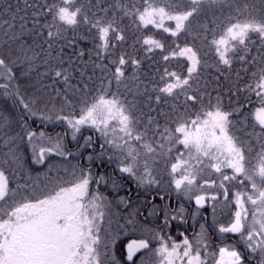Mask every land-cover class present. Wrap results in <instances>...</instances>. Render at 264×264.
<instances>
[{
	"label": "snow or ice",
	"instance_id": "obj_1",
	"mask_svg": "<svg viewBox=\"0 0 264 264\" xmlns=\"http://www.w3.org/2000/svg\"><path fill=\"white\" fill-rule=\"evenodd\" d=\"M23 3V10L17 6L14 11L9 4L4 12L11 19L0 23L4 37L0 43V79L5 81L0 89L22 109L18 120L0 109V132L3 148L7 149L0 161V264H122L114 251L119 233L111 230L110 216L106 220L109 202L94 187L109 179L118 187L115 179H106L80 165L74 166L70 180L49 176L48 183L41 186L31 176H20L16 171L24 167L18 141L25 139L34 163L44 164L46 157L52 155L64 158L73 155L64 143L67 132L52 135L31 130L28 120L33 117L42 122L66 124L72 130L73 141L82 129H94L104 141L99 146L102 150L99 156L105 154L107 145L113 150L109 159L115 157L120 162L119 172L135 178L138 185L159 184L154 166L164 159L170 185L176 193L194 200L197 213L211 202L218 233L222 237L235 234L249 253L245 257L232 244L210 251L203 224L194 239L181 233L182 241L176 242L171 236L162 235L163 228L170 226L165 209L163 227L152 235V240L159 241L158 247L152 248L149 239L131 240L123 255L129 264H135L133 258L142 250L147 256L140 258V264H209V258L214 264H246L253 254L258 257L256 264H264V0L236 4L235 15H228L219 23L213 20L211 28L207 23L200 25L203 39L219 64L231 69L234 61H239L242 71L249 73L244 87L237 83L232 92V96L249 93L247 103L238 101L235 107L226 109L219 94L213 102L207 91H201L198 74L206 64L202 63L199 49L188 43L181 46L175 40L166 46L163 42L166 37L157 39L144 34L134 36V41L145 46L147 53L159 50L165 62L183 59L187 63L181 72L164 69L160 85L152 88L155 96H147L148 113L139 114L135 99L139 89L132 100L119 92L125 67L131 63L139 68L141 64L139 59L119 50L126 42L125 28L120 26L124 18L131 20L137 33L156 29L168 37L179 38L181 34L190 35L197 18L205 16L213 6L231 8L227 0H141L139 4L113 0L107 6L102 0L87 3L23 0ZM28 9H32L31 21ZM110 9L115 10L111 16ZM21 11L24 14L19 15L17 27L15 21ZM117 12L121 13L119 17ZM81 26H87L88 32L95 29V57L107 60V63L92 60L94 68L103 74L98 87L90 88L92 76L87 81L74 82L71 57L65 66V49L75 43V35L69 39L66 34L69 30L78 32ZM61 41L65 43L60 44ZM257 43L259 54L252 56L250 46ZM76 55L82 58L85 52L78 50ZM37 60L45 66L40 75L63 87L54 88L47 99L40 89L27 96L22 94L18 83L10 90L17 71L23 70L24 75L30 76ZM79 75L84 77L85 73L81 71ZM236 76L238 81L243 79L240 72ZM113 83L117 91H111ZM41 88L47 93V86ZM148 91L147 87L143 89L144 94ZM253 96L258 103L252 104ZM169 98L173 101L169 113L161 110L156 117L150 114L156 110L150 106L152 102L167 105ZM250 105L249 115L240 122L249 123L251 128L244 132L245 139L236 135L238 121L234 117L243 115L242 109ZM158 116L164 117L163 126ZM13 123L20 131L13 129ZM84 141L88 147L94 143L91 136ZM87 159L92 161L93 156ZM11 165H16V169L9 172ZM14 175L23 183L14 181ZM120 202L124 203L125 198L121 197ZM217 205L228 221L226 224L215 219ZM175 213L172 220L183 219L185 209L181 206ZM106 223L108 227L104 226Z\"/></svg>",
	"mask_w": 264,
	"mask_h": 264
},
{
	"label": "trees",
	"instance_id": "obj_2",
	"mask_svg": "<svg viewBox=\"0 0 264 264\" xmlns=\"http://www.w3.org/2000/svg\"><path fill=\"white\" fill-rule=\"evenodd\" d=\"M29 2H33V0H29ZM37 2H42V0H37ZM83 2L87 3L88 0H83ZM95 2V0H93ZM103 4L107 6L108 4L113 3V0H102ZM124 2H127V0H124ZM131 2L139 4L141 0H131ZM229 4L232 5L231 8H222L218 6H213L211 10L207 12L205 16L197 18L198 22H194L193 29L191 31L190 35H184L181 34L179 38H172L168 37L167 34L162 33V31H158L156 29L144 30L142 29L141 32L137 33L135 31V26L131 23V20L129 18H124V20L121 23V28H125V34H126V42L121 45L120 51L121 52H127L131 54V56L135 59H139L141 61L140 67L136 68L131 63H129L125 67V79L124 83L119 86V92L122 97H126L128 100H132L133 93H136L139 89V94L135 96V99L138 101V114L140 111H143L145 113H148V107H149V101L147 100V96H155L156 93L152 91V88L154 85H160V76L163 75L164 69L167 68L169 71H178L181 72L185 65L186 61L183 59L181 60H170L168 62H165L162 60L161 53L159 50H155L154 52L147 53L145 50V46H142L141 44H136L134 41V36H141L144 34H151L154 35L155 38L161 39L162 37H166L163 42L166 43V46L170 44L173 40H175L177 43H180L181 46H183L184 43H188L189 45H193L197 49L200 50V54L202 57V63L206 64V66L201 67L199 71V79H198V85L201 89V91H207V93L210 94V97L213 99V102H215V97L219 94L223 100L224 107L226 109H231L232 107L236 106V103L239 101L241 103H247V97L250 95L249 93H239L237 96H232V92H235V87L233 85L239 84L240 87H244V83L249 80V73H245L242 71V65L239 61H234L232 68L227 69L226 66L219 64L217 57L215 56L214 52L209 49L207 41L203 39L204 30L200 27L201 24L207 23L209 28H211L212 21L215 20L216 23H219L220 21L225 20V18L228 15H235L234 8L236 4H243L245 2H254V0H227ZM12 5L13 11L16 9L17 6L24 9V3L23 0H0V23H2L3 20H10V14L5 13L4 9L8 5ZM93 11H97V9H93ZM115 11L114 9H110L108 15L111 16L112 12ZM32 12V9H28V20L31 21L32 17L30 13ZM23 11H21L18 16L17 20L15 21L17 27L20 24L19 15H23ZM98 15H102L101 13L97 12ZM116 15L119 17L121 13L117 12ZM31 27V24L28 25ZM5 27H7L5 25ZM219 31V29H217ZM69 39L75 35V43L73 44L72 48H66L65 52L67 53L66 56V63L65 66H67V59L68 57L72 58L73 63V71L75 76V81L78 82L80 80L87 81L88 76H92V81L89 82L90 88L95 86H99V78L103 75L100 71V69L94 68V65L92 63V60H97L94 53V40L93 36L95 35V29L92 30V32L87 31V26H81V28L78 30V32L73 33L71 30L66 34ZM86 37V38H85ZM255 38V37H254ZM4 37H3V29L0 28V43H2ZM209 39H211V35L209 34ZM65 43L64 41H61L60 44ZM60 45H57V48H59ZM46 47V45H45ZM252 48L251 55L257 56L259 53L257 49L259 48V43L256 45H251ZM78 50H84L85 55L84 57H78L76 55V52ZM91 55V60L89 59ZM100 63H107V60L99 61ZM243 67H250L248 65H245ZM34 71L31 73L30 76H26L23 74V70L17 71V79L12 81L10 83V90L14 89L16 84L18 83L20 86V91L24 95H30L35 92L36 89H40L41 92L44 94V98L47 99L48 95L53 92L54 88L63 87L62 84H53L51 78H45L40 75V73H43L45 71V66L43 65L41 60H37L34 65ZM219 69V71L217 70ZM83 71L85 73L84 77H81L79 73ZM240 72L241 76L243 77L242 80L238 81L236 73ZM95 73V75H93ZM222 73V74H221ZM218 77V79H217ZM39 81V82H38ZM5 83L3 79H0V84ZM41 85L47 86V93H44L43 88H41ZM124 85H127V88H125ZM194 87L197 85L194 84ZM206 86V87H205ZM147 87L148 93L144 94L143 89ZM231 90V91H229ZM95 89L93 88V94ZM111 91H117V87L115 83H113ZM3 90L0 89V109H4L7 113H9L13 120H18L22 115V109L18 106H16L13 103V100L11 98H7L2 94ZM209 97H206L208 99ZM183 98H181L182 100ZM172 99L169 98V104H163L161 103L159 106H157L154 102L150 104V106L155 111L151 112L150 114L154 117L157 116V113L163 110L165 113H169L170 108L169 105L172 103ZM258 103L255 99V97H252V104ZM251 105L248 108L242 109L243 115H237L234 117L236 121H238L236 125V135L240 136L242 138L247 139V137H244L245 131H251V128L249 126V123H240L244 121V118L249 115ZM77 111L79 110V106H77ZM26 118V117H25ZM163 126L164 124V117L158 116L157 117ZM28 126L31 128V130L34 131H44L46 133L55 135L56 133H68V130L66 129L65 125L62 123H50V122H42L40 119L33 117L32 119L28 120ZM13 129L15 131H20L19 127L16 123H13L12 125ZM68 134L64 136V143L68 148H73L76 145H78L79 142H85L84 138L87 136H91L93 141L97 143V146L95 149H97L100 146V140L102 138L100 137V134L97 133L94 129H82L80 133H78L77 141L74 144H70L68 142L67 138ZM254 143V138L252 140ZM18 144L20 146V154L22 155L23 160V169H16V165H11L9 167V172H12L13 169H16V171L19 172L20 176H31L32 180L38 181L41 186L48 183V177L49 176H61L59 172L58 165L60 163H67L70 162V167L74 169V166H85L92 169V171L96 174L104 176L107 178H112L117 181L118 187H114L111 179L108 180V182H101L99 185H94L98 189L100 193H102L109 202V206H119V205H125V206H132L135 203L129 199H127V196L129 195V192H124L125 190L132 191L133 189H143L148 192L152 191L155 192L156 190H160L156 185H138V181L135 178L129 177L128 174L120 173L119 167L120 162L118 159L113 157L111 160L109 159L110 156H112L113 150L111 148H108L107 145H105V154L103 156H99L98 150L95 151L92 154L93 160L89 161L86 158L83 157L82 149L78 153H73V155L68 156L65 159H62L61 156L52 155L47 157L44 164H37L33 162V156L31 147L28 145L27 140L25 139L24 142H19ZM103 144V143H102ZM79 148H85V147H79ZM258 148V145H257ZM182 150V149H181ZM7 151V149L3 148V136L2 132H0V161H3L4 157L2 155L3 152ZM102 151V150H101ZM173 156L176 155L175 151L172 154ZM89 161V162H88ZM73 165V166H72ZM51 166V170H50ZM155 172L154 175L157 179H159L161 182L166 183L168 185V188L170 187V178L168 176L167 172V166L165 164L164 159H161L158 163V165L154 166ZM161 169L163 172L161 174H157V170ZM68 171V170H67ZM67 174V172H66ZM115 176L116 178H113ZM45 177V178H44ZM64 180H70L68 179L67 175L61 176ZM14 181L23 183V180H19L18 177L15 175L13 176ZM31 183V181H29ZM125 198V202L121 203L120 198ZM119 209H114L113 207H109L108 211H110V214H117V211ZM130 212V209H126V213L128 214ZM131 213V212H130ZM138 227H133L130 229L129 226H126V235L125 240L126 242L132 238H146L148 239V235L145 233L144 229H141L140 234L137 233ZM136 230V231H135ZM162 235H168L172 238L180 237L181 234L179 233V230L175 229H163ZM258 257H256L253 254V260L256 264V260Z\"/></svg>",
	"mask_w": 264,
	"mask_h": 264
},
{
	"label": "flooded vegetation",
	"instance_id": "obj_3",
	"mask_svg": "<svg viewBox=\"0 0 264 264\" xmlns=\"http://www.w3.org/2000/svg\"><path fill=\"white\" fill-rule=\"evenodd\" d=\"M93 142L94 143L92 147L86 146L85 142H79L75 147L67 148L73 153H78L81 151L80 149H82L81 152L83 154V157L86 158L89 156V154H92L97 150L98 152H101L100 147L95 149L97 143L95 141ZM82 145L85 148H79ZM113 178L116 177L113 176ZM124 192H129L127 199L133 201L135 204L132 206H109L113 207L114 209H119L116 215L110 214V211L106 210V220L109 216L111 219V230L119 233V240L114 251L116 252L117 258L121 259L122 264H129V262L123 259V255L126 254L125 245L131 240L146 239L138 237L132 238L126 242V226H129L130 229L133 227H138L137 231H135L139 234L141 232V229H144L145 233L148 235V239L151 240V247H158L159 241L152 240V235L156 232H160V229L163 227L165 209L169 214L170 226L163 229H178L180 234L183 233L184 235L188 236L189 239H194L196 233H199L201 231V225L203 224L204 229L206 230L209 237L208 243L210 251L218 250L219 246L232 244L235 245L239 251L244 253L245 257L249 255L248 251L245 248V245L238 239L235 234H224L222 237L221 234L218 233V231L216 230L217 225L213 222L212 219V206L207 204L205 208L200 209L199 213H197L195 202L185 200V197H183L182 195H178L173 186L170 185V187L166 190H156L155 192H148L143 189H133L132 191L125 190ZM161 196H163L164 199H161ZM181 206L185 209L183 219L178 217L176 220H172L171 216L175 215V210L180 208ZM219 208L220 206L217 205V214L215 217L217 221L220 219ZM126 209H130L131 213L129 212L127 214ZM129 220H132V223H129ZM218 222H223L225 224L227 223L226 219L223 221L220 219ZM104 226L108 227V224L106 223ZM149 229H151L152 231L149 232ZM172 239H174L176 242H180L182 241L183 236L181 235L180 237ZM142 256H145L146 258L147 254L145 250L138 252L133 258L135 264H140V258ZM209 264H214L212 258H209ZM246 264H255L253 258L251 260L246 259Z\"/></svg>",
	"mask_w": 264,
	"mask_h": 264
},
{
	"label": "rangeland",
	"instance_id": "obj_4",
	"mask_svg": "<svg viewBox=\"0 0 264 264\" xmlns=\"http://www.w3.org/2000/svg\"><path fill=\"white\" fill-rule=\"evenodd\" d=\"M65 125V127H66V129L68 130V136H67V138H68V142L72 145V144H74L76 141H77V139L75 140V141H73L72 140V138H71V129H69L68 127H67V125L66 124H64ZM85 129H91V128H85ZM58 133H60V132H58ZM77 136H78V133H77ZM100 143L102 144V143H104V141H103V139L102 140H100ZM62 158V157H61ZM46 159H47V157H46ZM62 159H65L64 157L62 158ZM89 162V161H88ZM70 162L68 161L67 163H60L59 165H58V167L60 166V168H59V172H60V175L61 176H65V175H67V177H68V179H70L71 178V172L73 171V167L71 168L70 167ZM73 166V165H72ZM68 170V171H67ZM66 172H67V174H66ZM163 172V170H161V169H158L157 170V174H161ZM45 178V177H44ZM160 190H166L167 188H168V185L166 184V183H163V182H160L158 185H156ZM183 196V195H182ZM184 197V196H183ZM185 200H188V199H185ZM188 201H194V200H188ZM208 205H210V206H212V203L211 202H209L208 203ZM211 211H212V208H211ZM227 210H225V212H226ZM219 216H220V219L223 221V220H225L224 219V215H222L221 214V208H219ZM212 218V217H211ZM213 219V218H212ZM219 219V220H220ZM178 220H180V219H178ZM217 220V219H216ZM218 220V221H219ZM226 222H228L227 220H226ZM238 237V236H237ZM238 239H239V237H238Z\"/></svg>",
	"mask_w": 264,
	"mask_h": 264
}]
</instances>
